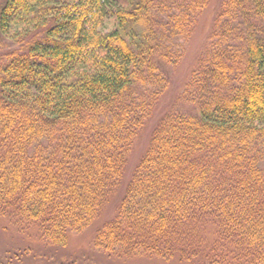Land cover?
Wrapping results in <instances>:
<instances>
[{
    "label": "trees",
    "instance_id": "16d2710c",
    "mask_svg": "<svg viewBox=\"0 0 264 264\" xmlns=\"http://www.w3.org/2000/svg\"><path fill=\"white\" fill-rule=\"evenodd\" d=\"M180 1L3 0L0 217L60 247L97 220L208 3ZM208 43L95 249L264 264V0H223Z\"/></svg>",
    "mask_w": 264,
    "mask_h": 264
},
{
    "label": "rangeland",
    "instance_id": "374dc122",
    "mask_svg": "<svg viewBox=\"0 0 264 264\" xmlns=\"http://www.w3.org/2000/svg\"><path fill=\"white\" fill-rule=\"evenodd\" d=\"M167 12L162 13L163 22L167 23V13L176 19L179 16L180 0H163ZM223 0H208L206 8L198 16L197 24L188 39H171L175 50L181 52L182 57L178 65L168 69L169 86L162 94L151 118L138 132L133 147L128 154L123 182L112 195L102 214L88 228L79 234H71L65 246H56L43 240L35 226L21 228L14 221L0 217V264H198L179 262L176 258L163 261L148 256H119L108 255L94 248L96 231L105 221L113 218L116 207L123 196L126 185L131 179L140 159L145 154L152 132L162 116L168 112L180 111L190 113L192 106L183 103L181 93L197 68L199 58L208 46V37L213 27ZM3 0H0V7ZM172 8H169L168 5ZM178 10V12H177ZM160 22L156 25L160 29ZM109 24L106 29H109ZM165 31V28H164ZM170 34H168L169 36ZM170 43V42H169ZM15 49V45L5 37L0 36V56ZM209 231V230H208ZM208 232V238L209 234Z\"/></svg>",
    "mask_w": 264,
    "mask_h": 264
}]
</instances>
